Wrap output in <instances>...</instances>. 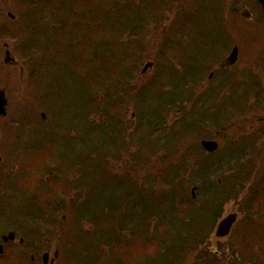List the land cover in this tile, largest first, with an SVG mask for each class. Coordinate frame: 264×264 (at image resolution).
Segmentation results:
<instances>
[{
    "label": "rangeland",
    "instance_id": "374dc122",
    "mask_svg": "<svg viewBox=\"0 0 264 264\" xmlns=\"http://www.w3.org/2000/svg\"><path fill=\"white\" fill-rule=\"evenodd\" d=\"M80 9L96 10V20ZM109 61L114 64L106 84L75 87L88 67L98 76ZM0 91H6L0 105V212L9 218L13 208L20 220L11 226L0 216V233H17L0 249V264H48L45 253L61 264L65 251L77 248L71 227L82 218L74 208L107 203L117 187L110 172L158 188L176 182L168 174L176 166L205 170L202 164L214 153L222 159L212 160L219 171L186 184L189 191L205 188V194L210 184L224 207L212 233H202L205 245L186 247L175 262L264 264L260 0H0ZM185 122L187 132L178 127ZM149 123L165 129L146 133ZM143 143L148 148H138ZM132 154L145 155L148 164L134 167ZM88 157L99 178L87 193L74 188ZM101 179L108 182L100 185ZM224 219H231L227 230ZM94 221L86 228L103 244L95 258L108 263L117 254L119 264H146L157 249L154 240H137L145 233L133 234L134 224L130 240L121 244L118 235L113 240L105 233L104 221ZM156 221L146 226L148 233L160 229ZM188 225L193 232L206 228L196 220ZM67 234L69 247H63ZM86 251H77L84 261ZM207 252L212 255L205 257Z\"/></svg>",
    "mask_w": 264,
    "mask_h": 264
},
{
    "label": "trees",
    "instance_id": "16d2710c",
    "mask_svg": "<svg viewBox=\"0 0 264 264\" xmlns=\"http://www.w3.org/2000/svg\"><path fill=\"white\" fill-rule=\"evenodd\" d=\"M91 2V1H90ZM82 13H93L94 19L96 20L95 11H85L86 9H80ZM102 10V9H97ZM114 59V58H113ZM83 63V61L81 62ZM118 63V62H115ZM114 64L113 61H109L107 69H104L100 72L97 76V72L93 66H90L86 69L87 71V77L83 79V75L81 74L80 77L82 79V82H79V79L75 80L76 77L74 76L75 80V87L81 86L83 88L84 84L86 82H90L91 84H94V81H99L101 84H106L104 78L108 76V69L111 67V65ZM104 66V64H103ZM107 79V78H106ZM82 83V84H81ZM69 89V88H68ZM69 92V91H68ZM218 120H214L216 122ZM150 122V121H149ZM151 125V123H149ZM185 128L184 132H187V129L190 127L189 122H185V125H179L178 127L181 129L182 127ZM188 127V128H187ZM146 133L149 131H162L165 129V126L161 125H155L149 127V129L144 128ZM183 130V129H182ZM183 133V132H182ZM177 140V139H176ZM145 146L139 145L138 148L140 149H146L148 147H142ZM52 147H50L51 149ZM227 153H229L227 151ZM215 154V153H214ZM208 155V158L211 159V162L209 159H206V164H202L206 166L205 170L200 169H187L184 166L182 167V170L179 169L177 166L173 169V172L170 171L168 174L174 175L176 182L173 181L169 183L167 186H161L158 188H154L153 185H145V187H139L140 184L137 180L133 178L135 176V172H133L132 178L129 179L127 176H116L113 175L110 171L108 175L109 180H117L115 181V187L117 184V187L111 190V193L109 194V200L106 203V201H99L98 203H91V202H85L83 203L80 208H74L73 212L74 215L80 216L77 217L78 220L82 218V223L75 222L74 226L71 227L72 235L71 238L73 240H77V248H70V250L64 254V263L63 264H119V257L117 254L112 257L111 260L105 262L101 258H95L93 253L95 250H99L102 243H100V240L95 236V234H90L89 230L86 228L87 223L89 222H99V224L104 221V224L106 226V234L108 237L114 238L118 235L117 239H120L121 244L125 241L130 240L129 232L132 231L131 227L134 224L136 229L133 231V234L137 232L136 235L140 234L141 232L145 233V239L144 237H139L140 239H137L141 243V239L144 240L145 244L148 243L149 240L156 241L157 244H154L153 246H156V250L154 253L149 256L148 260H146V264H177L175 260V256H180L181 254H184L183 251L186 250V247H192V246H199L201 244L206 243L203 238V234H207V231L210 230L212 233L211 227L213 224L216 223L215 217L219 214V210L221 209V206L224 204H221V199L217 200L219 197L216 195V192H213V188L209 184L206 188V194L204 193V189L201 188V190L192 188V190L189 191L187 188V182L188 180H194L195 177L198 178L203 176L204 173L210 174L212 172L217 173L220 168V164H215L212 162V160H215L217 162H221L222 159L219 158L216 153L215 155ZM225 154V151H224ZM134 159L132 161L135 162L136 168H139L141 166H146L148 164V159L145 158V155L143 156H134L132 154ZM225 157L226 154H225ZM199 160V158L197 159ZM88 161L90 163L86 164L83 163V170H79L82 174L81 178L79 179V183H76V187L74 189H77L79 187H84L87 190H83L84 192L90 190L91 187H94L96 185V179L98 180V175L94 174V164L91 162L90 157H88ZM201 165V166H202ZM93 168V169H92ZM209 169V170H208ZM117 178V179H116ZM104 179L99 180V184L105 185L108 181H103ZM137 182V183H136ZM124 189V192L121 190ZM52 191V190H51ZM55 191V190H53ZM93 192V191H92ZM203 192V197L200 198L199 194ZM45 197H48L50 199V205H53L51 200V195H49V192L44 193ZM78 197L81 199V191L78 192ZM84 199V198H83ZM226 200V198L224 197ZM82 200V199H81ZM89 201H91L89 199ZM46 201L45 203H47ZM108 205V206H106ZM32 207L33 205H29ZM104 208L103 209H101ZM108 210V211H107ZM1 211H3L1 209ZM4 213V212H3ZM72 213V211H71ZM1 216V212H0ZM5 216H1V218ZM157 219L156 222H158L162 228V230L159 229V226H157V230L152 228L151 233H148L149 230L146 228V226L149 228L151 222L153 219ZM100 219V221H99ZM7 220H11V216ZM191 220H196L199 225L206 227L208 229H204L199 227L200 229L197 230V232H193L190 228L191 225L187 226V223H191ZM134 222V223H133ZM90 224V223H89ZM83 225V226H82ZM63 228V226H62ZM210 228V229H209ZM84 230V233L82 231ZM214 230V229H213ZM209 232V231H208ZM75 233V234H74ZM203 233V234H202ZM66 234V233H65ZM209 234V233H208ZM67 236H64V240L66 242L63 243V247H69L67 246ZM127 237V238H126ZM135 237V236H134ZM202 237V238H201ZM205 237V236H204ZM209 239V237H207ZM113 242V241H112ZM142 249H146L147 245L140 244ZM150 245H148L149 247ZM160 247L163 252L158 256L157 252ZM82 251V250H89L86 251L88 255H86V258L88 260H82L81 252L76 251ZM73 251H76L73 252ZM179 252L176 254V252ZM182 251V253H181ZM75 253V254H74ZM173 253V254H172ZM212 255L210 252H207L205 254V257H208ZM98 256H101L100 254ZM155 259H154V258ZM171 258V260L169 258ZM145 260V258L143 259ZM121 263V262H120ZM122 264V263H121ZM123 264H126L124 262Z\"/></svg>",
    "mask_w": 264,
    "mask_h": 264
},
{
    "label": "flooded vegetation",
    "instance_id": "af4514ba",
    "mask_svg": "<svg viewBox=\"0 0 264 264\" xmlns=\"http://www.w3.org/2000/svg\"><path fill=\"white\" fill-rule=\"evenodd\" d=\"M8 196V198H10L11 196H9V195H7ZM7 196H6V198H7ZM0 211H1V208H0ZM12 214H11V220L10 221H8L7 220V217H6V219H4V217L3 218H1V220L2 221H4V220H7L9 223L8 224H10L11 226H12V224H15V223H17V222H20V220H17V217L19 216V214L17 213V211L15 210V213H14V209L12 208V212H11ZM3 223V222H2ZM0 224H1V222H0ZM1 232V231H0ZM11 234H15V235H17V233L14 231V229H13V231L11 230L10 232H8V234H1L0 233V237H2V239L4 238V241L3 242H1L0 241V245H3L4 246V248L6 247L5 246V244H11L12 242H14V240L15 239H13V241L9 238V237H11L10 235ZM5 238L7 239V238H9V240L8 241H5ZM16 238V237H15ZM22 244H24L25 242H21ZM28 246L27 247H29L30 249L33 247V244H28V243H26ZM36 259V257L35 256H33V260H35ZM56 264V263H55Z\"/></svg>",
    "mask_w": 264,
    "mask_h": 264
},
{
    "label": "water",
    "instance_id": "95a60500",
    "mask_svg": "<svg viewBox=\"0 0 264 264\" xmlns=\"http://www.w3.org/2000/svg\"><path fill=\"white\" fill-rule=\"evenodd\" d=\"M260 1L262 2L263 7H264V0H260ZM4 103H6V101L3 99V93H1L0 104L3 105ZM203 143L206 145V147H207L209 150L214 151V150L217 149V143H215V142H205V141H204ZM230 220H231V219H228V220H225V219H224V220H223L224 223L222 222V223H223L222 225H223V227L226 228V230L228 229L229 226H231V225H230ZM224 225H226V226H224ZM222 233H223V232H219V231H218V232H217V236H218V235H222Z\"/></svg>",
    "mask_w": 264,
    "mask_h": 264
}]
</instances>
